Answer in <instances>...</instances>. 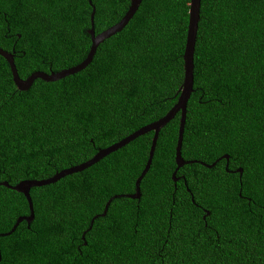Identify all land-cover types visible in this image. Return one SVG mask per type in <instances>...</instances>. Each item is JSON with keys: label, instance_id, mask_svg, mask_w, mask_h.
Here are the masks:
<instances>
[{"label": "trees", "instance_id": "obj_1", "mask_svg": "<svg viewBox=\"0 0 264 264\" xmlns=\"http://www.w3.org/2000/svg\"><path fill=\"white\" fill-rule=\"evenodd\" d=\"M90 1L0 0V48L21 79L82 62L92 7L98 34L131 0ZM188 4L142 0L85 68L27 90L0 56V182L51 177L165 115L183 80ZM199 15L181 145L194 162L173 182L178 112L159 131L139 198L126 195L152 131L32 187L33 220L0 235V264H264V0H200ZM29 212L23 194L0 185V234Z\"/></svg>", "mask_w": 264, "mask_h": 264}, {"label": "water", "instance_id": "obj_2", "mask_svg": "<svg viewBox=\"0 0 264 264\" xmlns=\"http://www.w3.org/2000/svg\"><path fill=\"white\" fill-rule=\"evenodd\" d=\"M142 0H131L130 5L124 14V16L114 25L110 26L109 28L103 30L102 32L98 33L95 35L94 33V28H93V18H94V13L95 9L92 7V11L90 14V28L88 30V33L91 38V45L90 49L85 57V59L80 62L79 64L61 70L59 72H51V73H45L41 71H36L31 73L26 79H21L18 76L17 70L15 68L14 60H13V55L3 49L0 48V56H2L9 64L11 74H12V79L19 90H27L35 81V79L40 78L44 81H56L62 77H65L67 75L76 73L83 68H85L93 59V56L96 52L97 47L99 44H101L105 39L109 38L110 36L114 35L117 32H120L126 24L129 22V20L133 17L134 13L138 9L140 3ZM88 3L91 4V1L88 0ZM188 24H187V30H186V39H185V45H184V51L182 55V60H183V80L182 83L178 89V96L176 99V102L172 105V107L163 115L161 118H159L156 121H153L149 124H146L139 129L135 130L131 134L127 135L126 137L122 138L121 140L105 147L99 149L91 158L88 160L71 166L69 168L63 169L59 172H56L53 174L51 177L45 178V179H40V180H22L18 182L16 185L11 186L6 182H0V185L9 187L21 194L24 195V197L27 200L28 207H29V215L28 216H20L17 218L15 224L12 226L10 232L5 233V234H0L1 236H5L10 234L15 230V228L19 225L20 222L26 221L27 224H29L33 220V205L31 201V197L29 194V191L32 187H40L44 185H48L51 183H54L58 181L59 179L70 175L75 172H80L87 167H90L91 165L95 164L98 162L100 159L105 157L111 152L116 151L117 149L125 146L132 140H134L136 137L150 132H153L151 144H150V149L148 152V158L146 160L145 166L143 170L141 171L140 175L135 181V191L133 194H127V197L137 199L140 197V189H139V184L144 175L147 173L154 154L153 150V144L156 146V141L159 135V131L161 130L162 127H164L178 112L180 113L179 117V127H178V136H177V141H176V146H175V156H174V161L176 164V168L172 173V180L173 182L177 181L178 178L175 176L176 171L178 168L184 166L185 164L192 163V161H186L182 158L181 156V145H182V139H183V132H184V125H185V116H186V105L188 102V99L190 97V94L193 91V54H194V47H195V42H196V35H197V29H198V22L200 19V0H189L188 4ZM223 157L228 159L227 155H224ZM219 160V159H218ZM215 162H213L210 165H205L204 166L210 168L214 166ZM239 173L242 172L241 168L237 170ZM115 197H120V195H115L112 198ZM111 199H109L105 206L104 210L101 214V216H104L107 212L109 203ZM209 212H205V215H208ZM97 216H94L93 219H95ZM204 218V216H203ZM92 219V221H93ZM91 221V224H92ZM81 239H84V235L81 236ZM1 258V257H0Z\"/></svg>", "mask_w": 264, "mask_h": 264}, {"label": "bare ground", "instance_id": "obj_3", "mask_svg": "<svg viewBox=\"0 0 264 264\" xmlns=\"http://www.w3.org/2000/svg\"><path fill=\"white\" fill-rule=\"evenodd\" d=\"M96 35V34H95ZM8 52V51H7ZM12 54V53H11ZM13 55V54H12ZM13 60H14V58H13ZM15 64V63H14ZM15 68H16V66H15ZM17 70V69H16ZM11 71V70H10ZM18 73V72H17ZM19 76V75H18ZM26 79V78H25ZM15 85V84H14ZM16 87V86H15ZM17 88V87H16ZM19 90V89H18ZM20 91H23V90H20ZM0 257H1V255H0Z\"/></svg>", "mask_w": 264, "mask_h": 264}, {"label": "snow or ice", "instance_id": "obj_4", "mask_svg": "<svg viewBox=\"0 0 264 264\" xmlns=\"http://www.w3.org/2000/svg\"><path fill=\"white\" fill-rule=\"evenodd\" d=\"M153 150H155V144H153Z\"/></svg>", "mask_w": 264, "mask_h": 264}, {"label": "flooded vegetation", "instance_id": "obj_5", "mask_svg": "<svg viewBox=\"0 0 264 264\" xmlns=\"http://www.w3.org/2000/svg\"><path fill=\"white\" fill-rule=\"evenodd\" d=\"M237 171V170H236Z\"/></svg>", "mask_w": 264, "mask_h": 264}, {"label": "rangeland", "instance_id": "obj_6", "mask_svg": "<svg viewBox=\"0 0 264 264\" xmlns=\"http://www.w3.org/2000/svg\"><path fill=\"white\" fill-rule=\"evenodd\" d=\"M238 170V169H237Z\"/></svg>", "mask_w": 264, "mask_h": 264}]
</instances>
